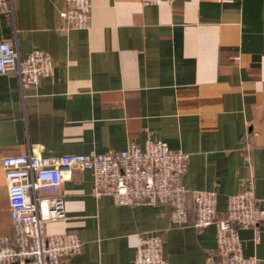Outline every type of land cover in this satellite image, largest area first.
I'll return each instance as SVG.
<instances>
[{"label":"crops","instance_id":"crops-1","mask_svg":"<svg viewBox=\"0 0 264 264\" xmlns=\"http://www.w3.org/2000/svg\"><path fill=\"white\" fill-rule=\"evenodd\" d=\"M0 14V40L21 57L35 49L51 75L22 89L0 73V242L14 244L2 158L122 150L163 140L190 152L182 183L228 197L252 177L264 209V0H93L87 28L67 29L64 0H13ZM58 193L66 217L48 234L74 232L82 250L62 264H135L142 234L158 233L170 264H207L216 225L198 228L195 212L176 224L164 205H119L96 196L90 169L74 170ZM243 254L264 264V224L256 239L241 228Z\"/></svg>","mask_w":264,"mask_h":264},{"label":"built area","instance_id":"built-area-1","mask_svg":"<svg viewBox=\"0 0 264 264\" xmlns=\"http://www.w3.org/2000/svg\"><path fill=\"white\" fill-rule=\"evenodd\" d=\"M67 8L61 18L67 29L87 28L93 0H64ZM163 0H142L158 4ZM172 1V0H167ZM13 0H0V14L13 12ZM53 61L41 49L21 57L11 40H0V73L16 74L21 88L37 85L51 75ZM190 152L174 149L163 140L147 138L143 145L129 142L122 150L107 152L45 155L29 153L2 158L5 170L15 242H0V264H62L82 250V240L74 232L48 234L45 223L66 217L65 200L58 193L74 170L90 169L96 196L110 195L119 205H164L170 208L176 224L189 221L198 228L216 225V245L207 264H259L255 255L243 254L241 228H253L256 239L264 224L253 178L247 177L241 189L228 197L226 216L217 210L214 190H195L191 200L182 183ZM135 264H170L164 255V239L156 233L142 234L136 246Z\"/></svg>","mask_w":264,"mask_h":264}]
</instances>
